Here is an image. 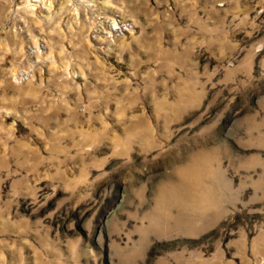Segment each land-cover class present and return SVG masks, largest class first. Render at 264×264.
<instances>
[{
	"label": "rangeland",
	"instance_id": "obj_1",
	"mask_svg": "<svg viewBox=\"0 0 264 264\" xmlns=\"http://www.w3.org/2000/svg\"><path fill=\"white\" fill-rule=\"evenodd\" d=\"M0 264H264V0H0Z\"/></svg>",
	"mask_w": 264,
	"mask_h": 264
}]
</instances>
